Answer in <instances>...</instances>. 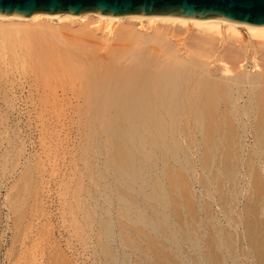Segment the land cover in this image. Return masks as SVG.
Instances as JSON below:
<instances>
[{"label":"bare ground","instance_id":"1","mask_svg":"<svg viewBox=\"0 0 264 264\" xmlns=\"http://www.w3.org/2000/svg\"><path fill=\"white\" fill-rule=\"evenodd\" d=\"M22 101L35 108L17 109ZM2 104L82 119L86 181L81 173L67 214L84 243L95 237L94 264H264V26L0 15L5 119ZM6 137L0 131L1 183L21 156ZM19 172L3 201L10 249L42 211L41 167ZM48 256L74 264L58 248Z\"/></svg>","mask_w":264,"mask_h":264},{"label":"rangeland","instance_id":"2","mask_svg":"<svg viewBox=\"0 0 264 264\" xmlns=\"http://www.w3.org/2000/svg\"><path fill=\"white\" fill-rule=\"evenodd\" d=\"M177 32L180 33V36L186 35L180 29ZM196 33L195 29L189 31L186 40L188 45L193 43ZM215 67L216 64L213 62L209 65L211 69ZM2 106L8 110V113L4 115L5 119L0 118V123L2 120L7 122L6 124L2 121L1 125L4 128L6 126L9 128L6 127V132L0 125V129H2L0 131H3L4 136L11 138L12 142H15L21 156L19 166L15 169L16 172L14 171L16 175L13 173L14 176L11 175L3 181L4 183L0 182V211L2 212H0V216H3L0 217L2 219L0 222L2 228H0L4 233L0 230V234L2 233L0 235V264H39L40 262L42 264L47 262L46 264H48L51 260L48 255L55 248H58L65 256L71 255L74 264H94L92 245L95 237L84 243V239L88 235L84 237L80 230L74 229L67 214L68 200L71 199V194L73 195L76 186L78 187L77 184L80 183L81 177L84 179L82 182L85 183L86 181L81 169L84 168L83 161L81 162L82 158H80V150L82 142H84L82 139L84 135L82 119L77 115L72 116L70 114V116L68 114H44L40 116L34 112L30 113L31 115L17 113L20 106V109L23 108L22 111L33 109V105L23 101L17 103L18 107L17 109L14 107L13 111L7 108L5 104ZM0 147L1 149L4 148L2 145ZM25 160L27 162L32 161V163L37 162L42 169V185H44V191L42 190L43 187L41 188L42 211L40 210L39 218L34 227L28 229L21 240L14 244V248L10 249L12 231L6 228L12 223L10 220H6V212L8 211L7 207H4L3 201L8 191L7 187L14 183V179L16 180V176L20 173L19 171L27 163ZM81 192L77 190L78 194ZM81 237L84 239L82 240Z\"/></svg>","mask_w":264,"mask_h":264},{"label":"water","instance_id":"3","mask_svg":"<svg viewBox=\"0 0 264 264\" xmlns=\"http://www.w3.org/2000/svg\"><path fill=\"white\" fill-rule=\"evenodd\" d=\"M177 16L264 26V0H0V15Z\"/></svg>","mask_w":264,"mask_h":264}]
</instances>
